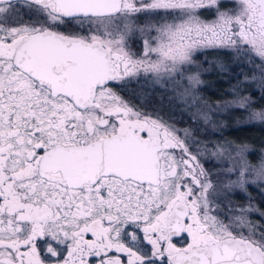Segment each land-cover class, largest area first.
Instances as JSON below:
<instances>
[{
	"label": "snow or ice",
	"instance_id": "obj_1",
	"mask_svg": "<svg viewBox=\"0 0 264 264\" xmlns=\"http://www.w3.org/2000/svg\"><path fill=\"white\" fill-rule=\"evenodd\" d=\"M231 3L0 0V264H264V210L247 191L264 185V158L250 165L249 144L201 141L116 90L196 66L181 93L196 104L195 53L231 49L254 71L216 108L264 125L241 95L264 92V0ZM203 109L193 118L210 122Z\"/></svg>",
	"mask_w": 264,
	"mask_h": 264
},
{
	"label": "rangeland",
	"instance_id": "obj_2",
	"mask_svg": "<svg viewBox=\"0 0 264 264\" xmlns=\"http://www.w3.org/2000/svg\"><path fill=\"white\" fill-rule=\"evenodd\" d=\"M225 6L226 7H232L231 0H225ZM205 18L211 19V15H206ZM137 51H139L141 45L139 41L137 40L136 44L134 45ZM224 53L227 56H230V59H226L224 57H218L216 54L219 52ZM194 60L196 61V65L200 66L202 69H207V71L201 72V80L204 81L205 74H208L209 72L214 71H220L221 73L225 74L226 77H232V85L230 88H228V92H230V98L225 101H231L234 100L235 97L232 94V90L235 86L240 85V82L244 80L245 76H250L254 71V66L250 63L245 61L242 57L237 56L236 53L231 49H225V48H207V49H201L198 50L194 55ZM257 63L259 61L257 60ZM196 66H190L187 68V70L184 72L183 76H175V78H163L159 81H156L151 74H141L139 77L133 78L130 82H137L139 86H143L144 88L148 89H157V88H163L167 92H169V95H171V98L174 103L180 104L182 106V113L178 114H164V113H157L160 112L158 107L150 108L149 105L145 102L146 99H144V96L142 95L141 91H137L135 93H129V95L123 92H119L121 96H123L126 100H129L133 105H135L138 109L143 110L147 113L153 114V115H159L160 117H163L164 120L169 121L171 123H174L175 126L178 129H185L189 128L192 130L193 135L197 137V139L201 141H207L204 139H201L197 136V132L195 129H193L192 126L184 123L183 121H180V118L187 117L191 120H196L199 124L198 131H203L206 126H208L211 130H218L219 127L223 125L221 122H217L215 120V116L222 115L228 112H231L232 110L237 112L239 114L237 122L238 124H249L247 123V117L248 112L242 109H238L233 105H229L228 109L226 111H218L216 108L217 102L215 103H209L204 101L196 92V96L198 98V102L196 104H193L191 100H188L186 97L182 96L181 93L183 92V89L188 86L186 77L190 75L192 72L196 71ZM205 82V81H204ZM203 84V83H202ZM201 84V85H202ZM199 85V86H201ZM198 86V88H199ZM243 91L241 92V95L245 96H251L252 98V108L254 110L259 111L262 107L256 106L254 103H257L256 101L259 99L264 98V92L258 90L255 88V85L251 82L245 83L242 85ZM198 91V90H197ZM225 101H221L225 102ZM140 104H144V108H141ZM207 104L212 111L209 113L212 116V120L210 122L205 123L203 120L194 119L193 117L196 115L198 110H204L203 105ZM150 108V109H147ZM198 127V126H197ZM239 144V143H236ZM209 147H211V144H209ZM253 152V148L250 146V153L248 155V160L250 165L259 166L260 160L264 158V144L262 145L261 149L258 151L257 155H255L253 158H251V154ZM205 167L210 169H220V168H226L228 167L229 162L227 161H220L216 159H205L204 161ZM232 179H235V175L231 177ZM261 189H264V185H255L250 184L248 186V193L252 198L255 199V202L257 203V196L264 197V195L261 194ZM248 195H246L243 191H240L238 189L233 190V193L231 195V200L234 202V205H244L248 203ZM254 220H259L260 217L258 215H254L250 217Z\"/></svg>",
	"mask_w": 264,
	"mask_h": 264
},
{
	"label": "trees",
	"instance_id": "obj_3",
	"mask_svg": "<svg viewBox=\"0 0 264 264\" xmlns=\"http://www.w3.org/2000/svg\"><path fill=\"white\" fill-rule=\"evenodd\" d=\"M218 57H224L230 59V56L225 55L224 53L219 52L216 54ZM232 77H226L225 74L220 71H212L208 74H205L204 83L199 86L198 94L206 102L215 103L225 101L230 98V92L228 88L232 85ZM118 91L123 92L124 94L142 92L145 102L149 105L150 108L158 107L160 112L164 114L171 113H182V106L180 104L174 103V101L169 98V92L163 88L157 89H148L143 86H139L137 82H128V84L123 88H116ZM254 103L258 107L264 106V98L259 99ZM141 108H144V104H140ZM147 108V109H150ZM239 114L235 111H231L222 115L215 116L217 122L223 123L218 130H211L206 126L203 131H198L199 124L196 120H191L187 117L180 118V121L190 125L193 129L196 130L197 136L201 139L207 141H232L234 143H247L253 148L251 158L257 155L258 151L261 149L264 144V125L262 124H238ZM198 126V127H197ZM257 204L262 210H264V197L257 196Z\"/></svg>",
	"mask_w": 264,
	"mask_h": 264
}]
</instances>
